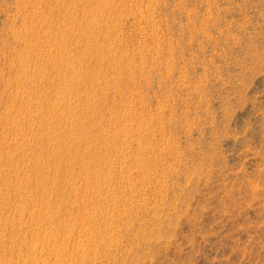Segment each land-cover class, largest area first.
<instances>
[{"label": "rangeland", "instance_id": "1", "mask_svg": "<svg viewBox=\"0 0 264 264\" xmlns=\"http://www.w3.org/2000/svg\"><path fill=\"white\" fill-rule=\"evenodd\" d=\"M0 264H264V0H0Z\"/></svg>", "mask_w": 264, "mask_h": 264}]
</instances>
